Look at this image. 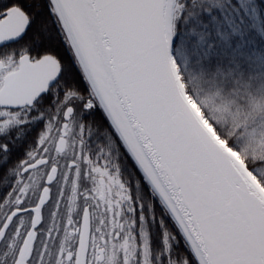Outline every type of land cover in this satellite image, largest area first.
<instances>
[{
    "label": "snow or ice",
    "instance_id": "obj_1",
    "mask_svg": "<svg viewBox=\"0 0 264 264\" xmlns=\"http://www.w3.org/2000/svg\"><path fill=\"white\" fill-rule=\"evenodd\" d=\"M0 264H264V0H0Z\"/></svg>",
    "mask_w": 264,
    "mask_h": 264
}]
</instances>
